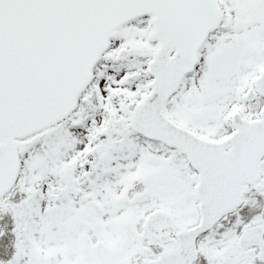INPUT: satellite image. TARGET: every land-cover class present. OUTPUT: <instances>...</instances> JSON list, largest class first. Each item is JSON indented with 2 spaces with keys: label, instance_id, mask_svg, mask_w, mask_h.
<instances>
[{
  "label": "snow or ice",
  "instance_id": "snow-or-ice-1",
  "mask_svg": "<svg viewBox=\"0 0 264 264\" xmlns=\"http://www.w3.org/2000/svg\"><path fill=\"white\" fill-rule=\"evenodd\" d=\"M0 264H264V0H0Z\"/></svg>",
  "mask_w": 264,
  "mask_h": 264
}]
</instances>
